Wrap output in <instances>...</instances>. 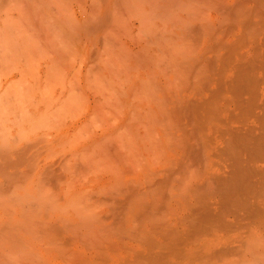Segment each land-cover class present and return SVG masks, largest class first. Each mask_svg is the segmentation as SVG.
Here are the masks:
<instances>
[{"label": "bare ground", "instance_id": "bare-ground-1", "mask_svg": "<svg viewBox=\"0 0 264 264\" xmlns=\"http://www.w3.org/2000/svg\"><path fill=\"white\" fill-rule=\"evenodd\" d=\"M37 2H45L50 17L49 13L40 15L45 9H40L42 5L38 8ZM16 7L30 15L31 25L33 13L47 18L55 38L50 36L52 30L38 29L39 35L50 31L47 35L51 38L47 37L53 41L47 38V46L54 41L67 45L66 51L58 48L55 55L50 52L52 57L49 50L45 51L48 56L43 53L51 57L52 64H59L58 69L51 64L52 70L46 61L45 80L51 71L54 76L60 70L61 75L63 67L74 64L75 57L69 56L73 47L82 60L77 58V65L89 64L83 72L89 78L88 87H96L97 81L98 88L105 79L113 85V78L118 79L108 91H102L101 84L99 89L88 88L84 82V91L91 89L94 96L99 90L102 93L89 104L85 102L87 91L83 97L80 89H75L79 88L75 87L79 77L76 66L72 71L75 88L70 91L66 87L70 93L68 97L65 91L58 101L62 107L53 104L57 110L51 106L52 113H47L55 115L53 112L64 108L59 117L52 116L58 120L54 121L57 127L65 122L67 112H78L79 106L73 111L72 105L83 100L87 103L85 114L92 119L84 122L97 129H83L82 121L70 139L69 131L77 125L68 121V131L62 130V124V131H50L52 137L49 132L44 134L47 139L42 134L44 140L38 136L36 142L34 138L23 142L11 134L12 143L7 145L10 139L5 146V128L0 131L6 138L0 135L4 140L0 143L4 146L0 148V264H264V0H0L3 25L5 19H10L9 25L19 22L12 18ZM3 28L2 37L3 31L5 35L8 31ZM63 55L71 58L68 61ZM92 58L94 61L87 62ZM95 70L101 73L100 78ZM55 79L57 84L52 79L45 85L51 83L52 91L53 86L60 84L61 88L65 78ZM15 92L2 95L0 91L1 99L5 101L6 93ZM25 92L23 98L16 93L18 100L30 96V101L37 95ZM27 93L30 95L24 97ZM41 93L44 99L47 88ZM8 97L7 102L15 99ZM42 97L38 96L39 104ZM50 97L44 100L51 105ZM82 97L85 99L80 100ZM62 99L69 100L67 106L61 104ZM20 101L10 103V110ZM34 101L29 102H33L32 108L39 105ZM5 102L0 104L3 112L7 110ZM21 103L13 106L16 113L4 114L23 119L17 115L21 107L23 113L31 110ZM101 110H107V116ZM40 116L36 117L39 121L44 119ZM94 116L102 121L97 123L99 128L92 122ZM52 118L42 124L52 123ZM39 121L36 123L41 126ZM5 122L0 126L5 127ZM50 123L48 129L53 130ZM21 125L17 134L23 133ZM8 126L11 129L13 125ZM35 127L30 133L46 128ZM75 135L82 137H78L80 141ZM33 147L36 150H31ZM11 184L23 196H31V201L24 202L20 195L19 203H11L14 191L10 190L15 188Z\"/></svg>", "mask_w": 264, "mask_h": 264}, {"label": "rangeland", "instance_id": "rangeland-1", "mask_svg": "<svg viewBox=\"0 0 264 264\" xmlns=\"http://www.w3.org/2000/svg\"><path fill=\"white\" fill-rule=\"evenodd\" d=\"M37 3H38V2H37ZM43 3H45V2H40V3H38L39 6H38L37 4H35V5H37L38 8L40 7V5H42V6L40 7V9L42 8L43 10L45 9V11H46V13H45V11H44V14L41 13L40 15H44V16H45V14H46L45 17H47V13H49L48 15H49V17H50V15H51V11H48V12H47V5H45V4H43ZM37 6H36V8H37ZM45 6H46V7H45ZM13 11H14V12H13V15H15V14H16V15H15L14 17H12V18L16 19V20L19 21V22H15V23L13 22V23H12L13 25H11V24L9 25V21H10V19H8V21H7L8 24H6V25H8L9 27L5 25V23H7V22H5L6 19L4 20V25H3V23H2V22H3L2 20H3V18H5V16H4V15H1V16H0V19H1L0 21H2V22H0V23H1L0 26L3 25V26L0 28V30L4 29L3 27L5 26V28L7 27L6 30H8L9 33H10V32L12 33V34L10 33V34L12 35V36H10V35H8V31H6V32H7V35H8V37H7L8 39L4 37V36H7V35H5V33H4L5 31H3V37H4V39H3V37L1 36L2 34H0V36H1L0 38H2V39L4 40V41H3V40L1 39V40H2V43H1V40H0V44H4V42H5V45H6V43H8V44H7L8 46L0 45V52H2V55H1V53H0V55H1L0 63H2V65L0 64V91L2 92V93H1L2 95H3L5 92H9V91H10V92H12V91L15 92L14 90H16V91H18V92H15V94H13V93H9V94L6 93V95H5V97L7 96V97L5 98V101H6V102L2 100V99H4V98L1 99V97H4V96H2V95L0 94V95H1V96H0V99L2 100V101H0V104H1V103L4 104L3 102H5V104H6V106H7V107H6L7 110L5 109L6 112H3V109H2L3 107H1V105H0V112H1V113H0V117L2 116V118L0 119V121L4 119L3 122H5V121L8 122V124H7L6 122L4 123V124H6L5 127L3 126V124H2L3 127L0 126V131L3 130V129L5 128V130L3 131V133H6L5 137L8 138V139H6V138L4 137V135L2 136L3 133L0 134V135L2 136V137L0 136L1 138H3V139L5 138V139H6L5 141L2 140V141H4V143H3V142L1 141V139H0V143L2 142L3 145H4L6 142H8V141L11 139V140H10L11 142L9 141L10 143H8L7 145L11 144V143H12V137H13L14 135H15L14 137H17V138L19 137V138H21V140H22L23 142L26 141V140H25L26 138H27V139L29 138L28 140H33L32 138H34V141H35V140H36L35 138H37L38 136H40V135H42V134H43L44 137H46L45 139H47V138H49V137H52V135H54V134H51L50 131H51L52 133H55V132H56V133H57V132L59 133V131H62V130L65 131V130H67V129H66V128H67V127H66V126H67V123H66V122H68V121H69V122H68L69 124H71V123H70L71 121H72V122L74 121V123L76 122L75 124L77 125V127L74 128V131L72 130L73 128H71L70 126H68V127L71 128V129H70V131H69L70 133L68 132L69 134H68V133H67V134H68V136L70 137V139H72V136L74 135V133L78 132V131H77L78 129L80 130L79 127L82 126L80 123H83L84 121H85V122L88 121V122H86V123H89V119L92 120L91 117L89 118V115H90V114H89V115H88V114H85V113H86V105H87V103H89V104L92 103V104H93V99H94V97L98 98V97L100 96V94L102 95V93H101L100 90H99V91L96 90V91L99 92V94H97V92L95 93V94H97L98 96H97V95L94 96V94H91V93H92V91H90L91 89L88 90V88H90L91 86L88 87V85H89L90 83H89V82H88L89 84L87 83V81H88L87 79H89V78H87L88 76L85 77V76H84V73H86V71L88 70V68H89V64H88V67H86V66H87V65H86L87 63L84 64L83 62L81 63L80 66L77 65L78 61L81 60V58H80L81 56L77 55V53L75 54L76 51H75V49H74L73 46H72L73 48L71 47L72 49H70V48L68 47V48L70 49V51H71V53L69 52L70 54H69V53H68V54H69V56H70V55L72 56V59H73V57H75V58H74L75 61L72 60V61L74 62V64H73V63H71V64L68 63L69 66H68V64H65V62H64V64H65L66 66H68L67 68H69V67H70V68L67 69V68L65 67V69H63V68H64V67H63V68L61 69V70L64 72V73H63V72L61 71V75H63L62 77L65 78L64 81L62 80V82H64L63 85H65V86L62 85V87H64V88L61 87V88H62V90H61V88H60V84H59V83H58L59 86H58V85H57V86H53V87H55L54 91H52L53 88H52V89L50 88L51 83H50V85H48L49 87H46V86H47V83H46V82H48L47 80H50V81L52 82V79H53V81L56 82L57 80H56L55 78H57V77H60L61 79H63V78L61 77V75L58 74V72H59L60 70H59L58 72L56 71L57 73H56L54 76L52 75V74H54V73H52V71H51V74H49V75L47 76V80H45V77H46V76H44L45 74L43 75L42 73H44V71H45V70H44V69L46 68L45 65H47V64H46V61H50V65L53 63V62L51 63V60H50V58L52 57V54H51L52 52H53V53H54L55 51L57 52V49H58V48H60V49H62V50H64V51H66L67 48L65 49V46H67V45L65 44V42H66L67 40H66V41L63 40V41H65V42H64L65 45L61 44L62 42H60L61 46H64V48H62V47L58 44L57 41H54V43H53L54 46H53L52 43H51V46H47L46 43H48V42H47L48 39L51 38L52 36H53L52 38H55V37H54L53 29L50 27L51 25H50V24L47 25V20H46L47 18H46V19H43L44 16H42V17L39 16V17H41L42 19L40 18V19L38 20L39 17L36 16L35 13H33L32 16H33V19H34V24L31 25L32 19H30V17H29L30 15H29V14H28V15H29L28 17H27V15H26V13H24V15H23V11H22V9L19 8V7H16ZM16 11H18L19 13L16 12ZM14 13H15V14H14ZM19 15H20V16H19ZM16 16L20 17V20H21V19H22V20L24 19L25 22L22 21V20H21V22H20L19 18L16 17ZM24 17H25V18H24ZM45 17H44V18H45ZM12 18H11V19H12ZM28 19H29V22H28ZM30 20H31V22H30ZM40 21H42L43 23H42V22L40 23ZM45 21H46V25H47L49 28L45 25ZM48 21H49V20H48ZM22 22H23V23H22ZM10 23H11V22H10ZM18 23H22V24H21L22 27H21L20 25H18ZM32 23H33V22H32ZM14 24H15V25H14ZM16 24H17V25H16ZM26 24H27L28 27H26ZM35 24H36V25H35ZM41 24H42V25H41ZM30 25H31L32 27H33V25H34V28H32ZM44 25H45L46 27H44ZM35 26H37V27H35ZM8 28H9L10 30H9ZM11 28H12V29H11ZM13 28L16 29V31H15ZM18 28H21V29H20L21 33H20V31L18 30ZM29 28H30V29H29ZM31 28L34 29L35 31L37 30V31H36L37 33H36L34 30H32ZM35 28H36V29H35ZM39 28H40V29H41V28H42V29H43V28H45V29L47 28V30H52L51 33H50V31H48V32L51 34V35H50L51 37L48 36L49 34H48L47 31H46V32H47L48 35H47L46 33H44V31H42V34L39 35V34H40V33L38 32V31L40 30ZM22 29H23V30L25 29V30L22 31ZM38 29H39V30H38ZM43 30H44V29H43ZM12 31H13V32H12ZM30 31H31V32H30ZM32 31H33V32H32ZM14 32H16V34H15ZM17 32L20 33V34H17ZM26 32H27V33H26ZM52 32H53V33H52ZM1 33H2V31H1ZM23 33H24V34H23ZM34 33H35V34H34ZM22 34H23V35H22ZM31 34H32L33 36H32ZM52 34H53V35H52ZM19 35H21L22 37L19 36ZM28 35H29V36H28ZM34 35H35V38H33ZM43 35H46V36H44V37H46V38H44ZM14 36H15V37H14ZM16 36H19V37H16ZM23 36H24V38H23ZM25 36H26V38H27L28 41L25 40ZM41 36H42V37H41ZM47 36H48L49 38H48ZM13 37H14V38H13ZM20 37H21V38H20ZM22 38H23L24 40H23ZM28 38H30V40H32V42H34L35 45H32V44H34V43H32V42L30 43V40H29ZM43 38H44L45 40H44ZM47 38H48V39H47ZM16 39H17V40H16ZM21 39L24 41V43L26 42V44H23V41H22V43L20 44ZM41 39H42L43 41H42ZM46 39H47V40H46ZM5 40H6V41H5ZM10 40H11V41H10ZM35 40H36L37 42H36ZM40 40H41V41H40ZM38 41H39V42H38ZM49 41H50V39H49ZM51 41H53V39H51ZM51 41H50V42H51ZM10 42H11V44H12V43H14V44L11 45ZM16 42H17V43H16ZM67 42H68V41H67ZM67 42H66V43H67ZM15 43H16V44H15ZM18 43H19V44H18ZM37 43H38V44H37ZM56 43L58 44V46H57ZM44 44H45V45H44ZM55 44H56V45H55ZM67 44H70V43H67ZM71 44L73 45L72 41H71ZM71 44H70V45H71ZM20 45H22V46L24 45V47H26V46L28 45V46L26 47L28 50H26V48H24V47H21ZM29 45H31V46L29 47ZM40 45H42V46L44 45V47H46V49H43L44 47H42V46H41V47H42V48H41ZM50 47H51V48H50ZM54 47H56V48L54 49ZM3 48H4L5 50H4ZM9 48H10V49H9ZM36 48H37V49H36ZM38 48H39V49H38ZM47 48H50L51 51H50V49H47ZM2 49H3V50H2ZM21 49H22V50H21ZM24 49H25V50H24ZM69 49H68V50H69ZM73 49H74V50H73ZM10 50H11V51H10ZM23 50H24V51H23ZM38 50H39L40 52H39ZM47 50H49V53L51 52V53H50V54H51V57L46 58V57L48 56L47 53H46ZM52 50H53V51H52ZM3 51H4V52H3ZM25 51H26V52H25ZM45 51H46V52H45ZM41 52H42V53H41ZM44 52H45L46 54H45ZM56 52H55V53H56ZM62 52H63V51H62ZM4 53H5V56H4ZM35 53H36V54H35ZM43 53H44L45 55H47V56L44 57L45 55H44ZM55 53H54L53 55H55ZM64 53H65V52H64ZM50 54H49V55H50ZM65 54H66V53H65ZM26 55H28V56H26ZM66 55H67V54H66ZM66 55H63V56L67 57ZM22 56H23V57H22ZM38 56H39V57H38ZM21 57H22V58H21ZM25 57H26V58H25ZM32 57H33V58H32ZM70 58H71V57H70ZM70 58L67 57L68 61H69ZM77 58H78V59L80 58V59L77 61ZM41 59H42V60H41ZM92 59H93V58H92ZM92 59H89L87 62H89V61H90V62H91V61H94L95 58H94L93 60H92ZM97 59H98V58H97ZM20 60H21V61H20ZM22 60H24V61H22ZM30 60H31V61H30ZM37 60H38V61H37ZM64 60H65V59H63V61H64ZM2 61H3V62H2ZM16 61L19 62V63H16ZM61 61H62V60H61ZM63 61H62V62H63ZM68 61H67V62H68ZM81 61H82V60H81ZM81 61H80V62H81ZM95 61H96V60H95ZM58 62H59V61H58ZM62 62H60V63L62 64ZM80 62H79V64H80ZM98 62H100V60H98L97 63H98ZM4 63H5V64H4ZM15 63H16V64H15ZM54 63H55V62H54ZM56 63H57V62H56ZM100 63H101V62H100ZM7 64H8V65H7ZM44 64H45V65H44ZM83 64H84V65H83ZM92 64H93V63H92ZM92 64H91V65H92ZM4 65H5V66H4ZM23 65H24V66H23ZM52 65L56 66L55 69H58V68H59V67H57V65L59 66V64H56V65H55V64H52ZM52 65H51V68H52ZM65 65H62V66H65ZM72 65H73V66H72ZM85 65H86V66H85ZM91 65H90V66H91ZM94 65H95V63H94ZM94 65H92V66H94ZM22 66H23V67H22ZM42 66H44V67H42ZM71 66H72V67H71ZM76 66H79V68L76 67ZM74 67H75V68H74ZM81 67H83V69H82ZM85 67H86V68H85ZM24 68H25V70H24ZM42 68H43V71H42ZM60 68H61V66H60ZM76 68H78V69L75 70ZM90 68H91V67H90ZM15 69H16V70H15ZM28 69H29V70H28ZM33 69H34V70H33ZM37 69H38V70H37ZM49 69H50V68H49ZM70 69H71V72L69 71ZM92 69H93V67H92ZM23 70H24V73L26 72L25 74H26L27 81H26V78L23 79V77L25 76L24 73L22 74ZM52 70H53V68H52ZM73 70L77 71V73H76L75 71H73ZM80 70H81L82 72H81ZM85 70H86V71H85ZM90 70H91V69H90ZM90 70H89V71H90ZM27 71H28V72H27ZM33 71H34V72H33ZM35 71H36V72H35ZM49 71H50V70H49ZM54 71H55V70H54ZM54 71H53V72H54ZM68 71H69L70 73H69ZM72 71L75 72V75L77 74V77H78V76L80 77V78L78 77V81H76L77 79H74V80H73V81H76V83L78 82V85H77V86H75V84H76L75 82H74L75 84L72 83V77L75 76V75L73 74ZM46 72H47V71H46ZM46 72H45V73H46ZM78 72H79V74H78ZM83 72H84V73H83ZM94 72H96V70H95ZM5 73H7V74H5ZM37 73H38L39 75H38ZM68 73H69V75H68ZM71 73H72L73 75H72ZM87 73H88V72H87ZM91 73H92V72H91ZM91 73L89 72V74H91ZM96 73H98V72H96ZM1 74H2L4 77H3ZM4 74H5V75H4ZM27 74H29V77H27ZM30 74H31V75H30ZM64 74H65L66 77L64 76ZM82 74H83V75H82ZM99 74H101V73L99 72L96 76H98ZM23 75H24V76H23ZM37 75H38V76H37ZM40 75H42V76L39 77ZM81 75H82V76H81ZM85 75H86V74H85ZM87 75H88V74H87ZM117 75H118V74H117ZM89 76H90V75H89ZM93 76H94V75L91 74V77H92L93 79L90 77V80L92 79L91 81L93 82V80H94V82H95V81H96V80H95L96 77L94 78ZM32 77H33V79H32ZM38 77L40 78V80H38V79H39ZM67 77H71V79H69V78H67ZM75 77H76V76H75ZM83 77H84L85 79H83ZM98 77H99V76H98ZM101 77H102V75H101ZM113 77H114V76H113ZM117 77H118V76H117ZM117 77L115 76L116 79H118ZM28 78H29V79H28ZM81 78L83 79V82H82V79H81ZM99 78H100V77H99ZM115 78H113V79L115 80L114 83H113V80H112L113 85H109L108 83H105V82H107L106 79H105V78H102L101 80H104V79H105V81H103L104 84H102V82H99V83L102 85V87H100V84H99V86H98V88H97V84H98V82L96 81V83H97V84H96V87H94L95 84H94V86H93V85H92L93 83H91V85L93 86V87H91V88H93V89H94V88L99 89V87H100V89H101V88L104 89L105 87H108V89H107V88H106V90H103V89H102V91H108V90H111L112 87H113L114 85L117 84ZM36 79H37V80H36ZM41 79H42L43 81H45V82H44V83H45L44 85H40V84H39V83L43 84V81H42ZM58 79H59V78H58ZM67 79L71 80V83H70V84H71V87H70V84L68 85V82L66 81ZM97 79H98V78H97ZM79 80H81V81L79 82ZM84 80H85V81H84ZM86 80H87V81H86ZM90 80H89V81H90ZM101 80L98 79V81H101ZM14 81H15V83H14ZM21 81H22V82H21ZM37 81H42V82H37ZM50 81H49V82H50ZM91 81H90V82H91ZM35 82H37V84H36ZM49 82H48V83H49ZM58 82H59V80H58ZM69 82H70V81H69ZM84 82H86V83H84ZM60 83H61V81H60ZM81 83H82V84H81ZM83 83H84L85 85L88 84V85L86 86V87H88V88H87V90H85V91H87L85 94H88V95L90 94V95H89L90 97H89L88 95L86 96V100H85V102L88 101L87 103H84L83 100H82V99H85V98H83V97H84L83 95H84V92H85V91H84V88H83V87H84V84H83ZM112 83H111V84H112ZM27 84H28V85H27ZM53 84H57V82H56V83H53ZM61 84H62V83H61ZM72 84H74L75 87H78V86H79V88H75L74 86H72ZM107 84H108L109 86H108ZM18 85L21 86V87H19ZM22 85H23V87H22ZM45 85H46V86H45ZM81 85H82V88H83V89L81 88ZM12 86H13V87H12ZM39 86L41 87V89H39ZM43 86L47 88V94H48V95L51 94V91L53 92V94H51V95H52L51 97H50V96H47V94L45 93V94H46V97L44 98L45 100H49V98L46 99L47 97H50V99L52 98V99H53V101H52L53 103H51V105L48 104L49 102H47V101L45 102V100L43 99V97L40 96L41 94H42L43 96H45L43 93H41V90H43V89H44V92L46 91V88H43ZM111 86H112V87H111ZM6 87H7V88H6ZM14 87H15L16 89H15ZM66 87L69 88V90H70L72 87H74V88L76 89V91H78V90L80 89L78 92H79L80 95L82 94V96H83L82 98H80V100H82L83 104H82V102H81L80 100H79V102H81V103L74 104V103H75V102H74V103H73L74 105H72V106H73V108H75V110H73V111H76V108L79 106V108H77L78 112L76 111V113L78 114V113H79V110H83V109H84L83 111H85V112L83 113V111H80V114H78L79 116H78L75 112H72L73 114H70V113L67 112V113H66V117H67V116H68V117L65 119V122L62 123L63 125H64V124H65V125L63 126L62 124H60L59 126L56 127V125H54V121H56L57 119L52 118V116H53L54 114L50 115V114H47V113H52L51 110L54 109V108H56V106L54 107V105H58V104H59V102H60L59 100H60L61 98H63V95H64V94L67 95V92H69V90H68ZM86 87H85V89H86ZM17 88H18V89H17ZM74 88H73V89H74ZM27 89H28V90H27ZM38 89H39V90H38ZM50 89H51V90H50ZM75 89H74V90H75ZM77 89H78V90H77ZM93 89H92V90H93ZM5 90H6V91H5ZM21 90H23V91H21ZM30 90H32V91L35 90V91H33V92L31 93ZM55 90H57V92H56ZM58 90L61 91V95L58 94V93H59ZM3 91H5V92H3ZM24 91H26V92L29 91L31 94H33V97H34L35 94H37V95L39 94V95H38V96H39V99H40L41 97H42V99H43V102L41 103L42 105L39 104L41 99L39 100L37 95H35L34 98L31 97L30 101H29L30 96H29V98H28V97L24 98V99H23L24 101H23L22 99H21V101L18 100L19 96H20L21 98H23L21 95H22V92L24 93ZM62 91H63V92H62ZM65 91H66V93H64ZM70 91H72V89H71ZM76 91H73V92H76ZM80 91H82L83 93H80ZM88 91H89L90 93H88ZM94 91H95V90H94ZM94 91H93V92H94ZM26 92H25V93H26ZM78 92H76V93H78ZM16 93H17V94L19 93L20 95L18 94L19 96H17ZM40 93H41V94H40ZM56 93H57V95H56ZM63 93H64V94H63ZM69 93H70V92H69ZM107 93H108V92H107ZM107 93L105 92L104 94H107ZM10 94L13 95V97H14V96H17V98L14 97V98L16 99V103H17V101H20V102H18L17 105H16V104H12L13 106H14V105H15V106H19V104H20L21 102H24V103H21V104H23V105L25 104V105H24V106H25L24 108H26V106H27L26 104H28V106H27L28 108H26V109H27V111L31 110V111L28 112V114L26 113V111L23 113V108L21 107V105H20V107H21L22 110L20 109V107H16V109L18 108V112H19L20 110L22 111V112L20 111L17 115H22V116H23V117H22L23 119L20 118L21 116L19 117L20 119H18V116H16V114H14L15 116H13V114L5 115V114H9V113H10L9 111H14L13 113H16V112H15L16 110L13 109V108H15V107L12 106V109H13V110H12V109L10 110V105H11L10 103H13V102L15 101V99L12 98L13 100H11V98H10V100L13 101V102H7V100L9 99L8 96L11 97ZM54 94L57 96V98L54 96ZM62 94H63V95H62ZM28 95H30V94H29V93H27V95L23 94L24 97H25V96H28ZM71 95H72V94H71ZM75 95H76V94H75ZM80 95H79V96H80ZM31 96H32V95H31ZM36 96H37V97H36ZM61 96H62V97H61ZM67 96L69 97V95H67ZM73 96H74V95H73ZM106 96H107V95H106ZM75 97H77V96H75ZM87 97H89V99H88ZM92 97H93V99H92ZM55 98H56V99H55ZM78 98H79V97H78ZM78 98H75V99H78ZM19 99H20V98H19ZM25 99H27L28 102H26L27 100L25 101ZM34 99H35V101H36V104L38 103V104L41 105V106L36 105V107L32 108L33 106H31V105H33V102H32V104H30L29 102H31V101L34 100ZM37 99H38V100H37ZM54 99H55V102H54ZM66 99H67V98H65V101H66ZM68 99H71V98H68ZM87 99H88V100H87ZM8 101H9V100H8ZM35 101H34V103H35ZM37 101H38V102H37ZM58 101H59V102H58ZM65 101L62 99L61 104L63 105V102H65ZM75 101H76V100H75ZM50 102H51V101H50ZM56 102H57V103H56ZM68 102H69V100H68L67 102H65V105H66V103H68ZM76 102H77V101H76ZM14 103H15V102H14ZM55 103H56V104H55ZM70 103H71V102H70ZM43 104H44V105L46 104L48 108L46 107V105L43 106ZM53 104H54V105H53ZM84 104H85V105H84ZM8 105H9V106H8ZM23 105H22V106H23ZM65 105H64V106H65ZM68 105H69V104H68ZM70 105H71V104H70ZM80 105H82V106H80ZM83 105H84V106H83ZM3 106H5V105H3ZM29 106H31V108L34 109L35 111L32 110ZM34 106H35V104H34ZM49 106H50V107H49ZM51 106H53L54 108H52ZM58 106H61V105L59 104ZM58 106H57V107H58ZM66 106H67V105H66ZM8 107H9V108H8ZM37 107H39V109H38ZM41 107H42V109H41ZM43 107H44V111H45V108H46L45 113L49 116V118H47V119H48V120H50V118H52V120L55 119V120L52 121V123H50L49 121H47L48 123H46V125H45V122H46V121H45L44 124H42V123H43V120H47L46 117L43 116V114H44V113H43V112H44V111H43ZM61 107H62V106H61ZM80 107H81V108L83 107V108L80 109ZM51 108H52V109H51ZM69 108H70V107H69ZM69 108H68V109H69ZM73 108H72V109H73ZM19 109H20V110H19ZM26 109H24V110H26ZM28 109H29V110H28ZM48 109H49V110H48ZM59 109H60V108H59ZM59 109H58V112L60 111V114H61L62 112H65V110H63L64 108H63L62 110H59ZM65 109H66V108H65ZM68 109H67V110H68ZM72 109H69V110H72ZM106 109H107V108H106ZM5 110H4V111H5ZM47 110H48V111H47ZM54 110L56 111L57 108L54 109ZM67 110H66V111H67ZM104 110H105V109H104ZM37 111H41V112L39 113V112H37ZM33 112H36V113H34V114H37V115L35 116V115L33 114ZM58 112H53V113H56L57 116H58ZM69 112H70V111H69ZM105 112L108 113L107 110L104 111V112L101 110V114L103 113V114H106V116H107V113H105ZM4 113H5V114H4ZM11 113H12V112H11ZM20 113H21V114H20ZM30 113H31L32 115H31ZM38 113H39V114H38ZM74 113L76 114L77 117L74 115ZM26 114H27V115H26ZM46 114H45V115H46ZM56 114H55L54 116H56ZM82 114H83V115H82ZM28 115H29L30 118L28 117ZM38 115H39V116L41 115L40 117L43 116L42 118H44V119H40V121H42V122H40L39 119H37V118H39ZM69 115H71V116L73 115V118H71ZM81 115H82L84 118H83ZM87 115H88V117H87ZM24 116H25V117H24ZM50 116H51V117H50ZM61 116H62V117H60V118H63V119H64V115H61ZM74 116H75L76 118H75ZM90 116H91V115H90ZM102 116H103V115H102ZM32 117H35V118L33 119ZM36 117H37V118H36ZM58 117H59V116H58ZM58 117H57V118H58ZM94 117H95V116H94ZM12 118H13V119H12ZM28 118H29V119H28ZM31 118H32V119H31ZM70 118H71V119H70ZM78 118H80V119H78ZM82 118H83L84 120H82ZM86 118H87V119H86ZM58 119H59V118H58ZM76 119H77L78 121H77ZM85 119H86V120H85ZM8 120H9V121H8ZM27 120H28V122H29V120H31V122H32V123H35V124L37 125V127H35V126H36L35 124L32 125V124H30V122L28 123ZM33 120H34L35 122H33ZM36 120L39 121V122L41 123V126H45V127L48 126L49 123H50V127H51V126H52V128L54 127V129H55L56 131H55L54 129L52 130L51 128H50L51 130L48 129L49 126L46 127L47 129H46V128H43V127L40 128L41 126H39L40 124H38V122L36 123ZM75 120H76V121H75ZM79 120H80V121H79ZM12 121H16V122L13 123ZM57 121H58V120H57ZM57 121H56V123H57ZM59 121H60V119H59ZM62 121H63V120H62ZM82 121H83V122H82ZM94 121L96 122V126H97V123H98L99 125L102 123L101 119H99L98 117H95V118L93 119L92 122H94ZM3 122L1 121L0 123H3ZM85 122H84V124H83V129H86V130H90V131H91V129H95V128H96V127H93L95 124H92V127H91V128H88V127H87L88 124L86 125ZM95 122H94V123H95ZM9 124H10L11 126L13 125L14 127H13V126H12V127L10 126L11 129L6 128V127H9V126H8ZM18 124H19V125H18ZM21 124H22L25 128H24ZM24 124H25V125H24ZM26 124H27V126H26ZM0 125H1V124H0ZM15 125H18V126H15ZM20 125H21V128L23 127V128H22V132H23L24 134H23V133L20 134V132H19V134H17V131L21 130V129H19V128H20V127H19ZM34 125H35V126H34ZM61 125L63 126L62 130H60V129H61ZM79 125H80V126H79ZM84 125H85V127H84ZM89 125H91V124H89ZM99 125H98V126H99ZM32 126L35 127V129H36V128H40V129H39V130L36 129V131H33L32 133H30L31 130H32ZM98 126H97V127H98ZM1 127H2V128H1ZM15 127H16V128H15ZM65 127H66V128H65ZM99 127H100V126H99ZM99 127H98V128H99ZM30 128H31V129H30ZM77 128H78V129H77ZM6 129H9V130L6 131ZM13 129H14V130H13ZM16 129H17V131H16ZM27 129H28V131H27ZM43 129H44V130H43ZM96 129H97V128H96ZM23 130H24V131H23ZM25 130H26V131H25ZM29 130H30V131H29ZM33 130H34V129H33ZM40 130H41V131H40ZM42 130H43V133H41ZM47 130H48V131H47ZM57 130H59V131H57ZM75 130H76V131H75ZM44 131H45V132H44ZM67 131H68V130H67ZM71 131H73V134H71V133H72ZM11 132H12V133H11ZM36 132H37V133L39 132V133H41V134H39V133L37 134ZM48 132H49L50 134H49ZM80 132H81V131H80ZM83 132H84V130H83ZM83 132H82V133H83ZM87 132H88V131H87ZM29 133H30V134H29ZM33 133H34V134H33ZM46 133H47V135L49 134V137H47V135H44V134H46ZM82 133H81V134H82ZM7 134H8V135H7ZM11 134H12L13 136H12ZM84 134H86V132H84ZM21 135H22V136H21ZM76 135H79V134L77 133ZM76 135H75L74 137H76L77 140H79L78 137L80 138L81 136H76ZM82 135H83V134H82ZM8 136H9V137H8ZM23 136H24V137H23ZM29 136H30V137H29ZM31 136H32V137H31ZM34 136H35V137H34ZM43 136H42V137L40 136V137L43 139V138H44ZM83 136H84V135H83ZM76 138H75V140H76ZM81 138H82V137H81ZM38 139H39V137L37 138V140H38ZM42 139H40V140H42ZM43 140H44V139H43ZM38 141H39V140H38ZM79 141H80V140H79ZM79 141H77V142H79ZM28 142H29V141H28ZM30 142H33V141H30ZM35 142H36V141H35ZM35 142H34V143H35ZM75 142H76V141H75ZM35 144H36V143H35ZM75 144H76V143H75ZM0 146H1L0 148H2V147H4L5 145L2 146V144H1ZM35 146H36V145H35ZM37 147H38V145H37ZM31 150H36V149H35V147H33V148H31ZM19 182H20V181H19ZM19 182H18V184H20ZM16 184H17V183H15V186L17 187L18 184H17V185H16ZM12 185H13V184H11L10 187H11ZM13 186H14V185H13ZM15 186H14V187H15ZM10 187H9V188H6V190H8V192H9V190H10ZM16 187H15V188H16ZM42 187H43V188H41V189L44 190V187H46V186H45V185H44V186L42 185ZM11 188H12L13 190H10V191H14V193H15V191H16V193H17V192L20 190L19 188H16V189L13 188V187H11ZM17 190H18V191H17ZM46 191H47V190H46ZM5 192H7V191H5ZM5 192H3V193H5ZM19 192H21V191H19ZM19 192H18L19 195H16V194H14L13 192H12L13 194L11 193V194H12V195H11V200H10V201H12L11 203H14V201H15V203H19L21 200L18 202L17 199L19 200V199H21V198L23 199L24 202H27L25 199H28V200L31 199V196H23V195H22L21 193H19ZM40 192H41V190H40ZM3 193H2V196L4 195ZM41 193H42V196H43L44 193H43V192H41ZM41 193H39L37 196H39ZM5 194H6V193H5ZM7 194H8V193H7ZM9 195H10V194H9ZM9 195H8V196H9ZM13 195L16 196V197L18 196V197H17V198L14 197L15 199L13 200V199H12V198H13V197H12ZM20 195H22V196H20ZM2 196H1V198H2L3 201H4V198H3V197H4L5 195H4L3 197H2ZM8 196L6 195V197H8ZM19 196H20L21 198H19ZM42 196H39V197H42ZM6 197H5V199H8V198H6ZM25 197H27V198H25ZM28 197H30V198H28ZM32 197H33V196H32ZM9 198H10V196H9ZM33 199H34V198H33ZM33 199H32V200H33ZM8 200H9V199H8ZM8 200H7V201H8ZM34 200H35V199H34ZM10 201H9V202H10ZM30 201H31V200H29V202H30Z\"/></svg>", "mask_w": 264, "mask_h": 264}]
</instances>
